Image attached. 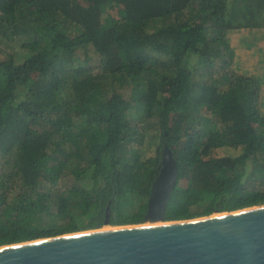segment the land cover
Wrapping results in <instances>:
<instances>
[{
    "label": "trees",
    "instance_id": "1",
    "mask_svg": "<svg viewBox=\"0 0 264 264\" xmlns=\"http://www.w3.org/2000/svg\"><path fill=\"white\" fill-rule=\"evenodd\" d=\"M246 27L264 28V0H0V44L14 39L31 51L21 61L0 59V154L11 166L0 177V245L106 220L143 222L164 144L178 170L166 220L264 204L259 81L234 69L218 75L214 63L229 66L227 31ZM79 50L85 60L96 55L98 70L74 66ZM123 91L146 104L144 118L130 124L117 108ZM83 114L85 125L73 130V115ZM152 129L159 136L152 162L140 164L136 154L122 161L126 144ZM86 171L90 193L73 184L55 197L41 189ZM11 187L20 189L8 200ZM71 202L81 206L77 220L41 225L42 215L63 217Z\"/></svg>",
    "mask_w": 264,
    "mask_h": 264
},
{
    "label": "water",
    "instance_id": "2",
    "mask_svg": "<svg viewBox=\"0 0 264 264\" xmlns=\"http://www.w3.org/2000/svg\"><path fill=\"white\" fill-rule=\"evenodd\" d=\"M177 172L172 150L164 144L144 214V221L160 223L3 244L0 264H264V204L166 220Z\"/></svg>",
    "mask_w": 264,
    "mask_h": 264
},
{
    "label": "rangeland",
    "instance_id": "3",
    "mask_svg": "<svg viewBox=\"0 0 264 264\" xmlns=\"http://www.w3.org/2000/svg\"><path fill=\"white\" fill-rule=\"evenodd\" d=\"M210 25V23H209ZM227 42L230 45V50L232 53V61L228 65H223L222 59H215V68L219 71L218 75H223V70L234 69L237 72L248 74L252 77H255L260 84L261 89V104L264 108V28H239L231 29L227 31ZM223 52L226 54L224 58H228L226 49H223ZM31 51L27 48L21 46V41H16L14 39H5L0 44V59L5 58L8 54H12L16 61H21L26 58ZM92 65L94 70H98L99 61L96 55L93 52L89 51V57L87 60L82 57V50H79L78 56L75 59L74 66L77 65ZM185 64L193 69V73L197 76L200 71V66L196 64V57L194 55H188L185 58ZM35 77H32L29 80V84L16 90L14 93V103H18L24 98L27 88L31 85V81ZM110 89L111 86L107 85ZM229 96L231 99L234 98V93L230 92ZM95 100L98 102L99 95L97 91L94 93ZM124 101L117 103V108L123 110L126 118L129 120L130 124L133 122L139 121L145 117L147 113L146 104L139 101L137 96L133 99L128 92L123 91ZM161 98V97H160ZM58 100L60 103H66L67 96L65 90L62 88L58 92ZM86 123L85 115H73V120L71 127L75 131H79ZM133 129L130 128L128 133L133 135ZM133 137V136H132ZM141 140L139 141H130L126 144L125 150L123 151V160L122 161H131L134 158V155H138V162L141 163H151L155 153V147L158 143V131L155 129L147 130L142 135H140ZM132 139V138H131ZM227 152L231 155H236L238 149L229 148ZM10 165L5 163L4 157L0 154V177L5 179L7 173L10 171ZM181 185H186L187 181L183 180L180 182ZM73 184L77 189H84L87 193H90L89 185V172H84L79 179H74L73 176L63 179L58 185L45 184L41 186V189L49 190L50 194L55 197L57 194H61L63 188ZM60 185L62 187L58 188ZM18 187H11L8 189V200H11L17 193ZM81 206L77 202H71L68 207V211L62 217L51 216V215H42L40 218L41 225L45 227L49 221H63L70 218L77 220L81 213ZM146 221L140 222L138 224H143ZM137 224V223H135ZM104 226H113V225H104ZM102 226V227H104ZM115 226V225H114ZM88 230V229H85ZM81 231V230H79Z\"/></svg>",
    "mask_w": 264,
    "mask_h": 264
},
{
    "label": "bare ground",
    "instance_id": "4",
    "mask_svg": "<svg viewBox=\"0 0 264 264\" xmlns=\"http://www.w3.org/2000/svg\"><path fill=\"white\" fill-rule=\"evenodd\" d=\"M153 223H160V221H155V222H151V221H146L145 223L143 224H153ZM111 226H104L102 228H110Z\"/></svg>",
    "mask_w": 264,
    "mask_h": 264
},
{
    "label": "flooded vegetation",
    "instance_id": "5",
    "mask_svg": "<svg viewBox=\"0 0 264 264\" xmlns=\"http://www.w3.org/2000/svg\"><path fill=\"white\" fill-rule=\"evenodd\" d=\"M161 153H162V151H161Z\"/></svg>",
    "mask_w": 264,
    "mask_h": 264
}]
</instances>
